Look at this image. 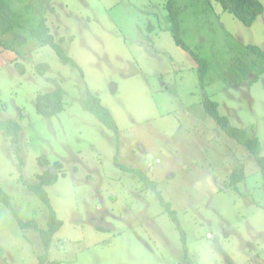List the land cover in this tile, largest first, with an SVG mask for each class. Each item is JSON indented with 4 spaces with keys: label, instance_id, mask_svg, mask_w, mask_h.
Returning a JSON list of instances; mask_svg holds the SVG:
<instances>
[{
    "label": "rangeland",
    "instance_id": "rangeland-1",
    "mask_svg": "<svg viewBox=\"0 0 264 264\" xmlns=\"http://www.w3.org/2000/svg\"><path fill=\"white\" fill-rule=\"evenodd\" d=\"M14 1L24 9L34 2L32 16L46 18L79 67L40 45L28 28L0 36L21 52L0 46V118L22 126L21 154L0 130V185L13 206L0 201V264H37L47 252L41 233L21 222L47 229L49 206L22 178L38 182L55 162L59 178L45 188L64 225L53 237L52 260L264 264L263 173L203 103L208 93L233 125L260 138L264 154V75L236 83L230 72L242 46L264 49V13L247 26L218 3L200 17L196 0H177L182 37L210 60L209 76L216 77L204 88L197 61L171 30L168 0ZM39 63L50 69L38 73ZM58 88L65 110L46 118L37 95ZM88 90L112 111L118 133L86 107ZM241 165L246 178L236 188L231 174Z\"/></svg>",
    "mask_w": 264,
    "mask_h": 264
},
{
    "label": "trees",
    "instance_id": "trees-1",
    "mask_svg": "<svg viewBox=\"0 0 264 264\" xmlns=\"http://www.w3.org/2000/svg\"><path fill=\"white\" fill-rule=\"evenodd\" d=\"M214 3L220 4L225 11L234 14L247 26H252L257 18L264 13V4L260 0H196L195 6L199 7V10L197 11L199 16L204 17L208 13H213L215 11ZM30 5H27L26 9H24L20 5L17 6L14 0H0V36L12 33L18 28H28L30 36L35 38L40 45H51L58 52L61 59L79 67L77 62L67 54L63 45L55 39V36L47 24L46 18H37L36 15L32 16V12H34L32 10L33 6L36 8V5L34 2ZM165 8L168 11L171 30H173L178 44L188 50L198 63L202 86L206 88V86L212 85L215 82L216 77L214 75L209 76L210 70H212L210 60L192 49L182 37L183 21L180 19V14L182 12L181 6L178 4L177 0H168ZM25 22L27 23V26L24 24ZM0 46L5 49L16 51V54L21 55L20 51L9 48V46L3 41H0ZM17 69L21 74L26 73V66L23 62H17ZM49 69V63H39L37 65V72L40 74H45ZM230 72L232 74L231 78L236 83L243 82L249 78L251 74L255 75V78L251 80L252 84L259 81L262 75H264V49L253 44L242 46L235 59V67H231ZM224 79L226 82L228 81V77H225ZM203 103L206 111L213 119H215L219 128L249 150L264 176V154H262V143L260 138L252 135V133L245 128L233 125L228 116L220 113V103L212 99L208 93L206 94ZM85 105L106 127L116 133L120 131L114 114L102 103L100 96L88 90L86 93ZM36 108L38 113L46 118H51L62 113L65 110L63 89L58 88L45 93H39L37 95ZM0 130H2L5 135L11 139L13 144L17 146L16 153L21 154L19 137L22 132V126L14 119L0 118ZM20 158L21 168L23 169L25 164L24 158L22 156H20ZM40 164L42 166L51 165L48 158H40ZM119 164L124 167L123 164ZM53 166L60 169L61 165L59 162H55ZM37 178L39 179L38 182H30L25 178H22V181L29 187V189L38 193V195L49 206V225L47 229H42L37 220H31L27 222L22 221L21 226L24 229L33 228L41 233L42 241L47 252L39 255L37 264H61L58 260L50 259L49 249L54 235L64 225V220L57 217L56 211L51 204L48 191L45 188L47 185H52L57 182L59 175L51 172L50 168H47L43 174H38ZM245 178L246 173L242 165L236 167L231 174L232 184L236 188L238 183L245 180ZM0 201L4 202L11 208L13 207L10 195L5 192L1 185ZM164 204L168 208V211H170L174 220L178 223V226L181 227L175 210L171 208V204L166 201H164ZM4 255V247L0 245V260Z\"/></svg>",
    "mask_w": 264,
    "mask_h": 264
},
{
    "label": "water",
    "instance_id": "water-1",
    "mask_svg": "<svg viewBox=\"0 0 264 264\" xmlns=\"http://www.w3.org/2000/svg\"><path fill=\"white\" fill-rule=\"evenodd\" d=\"M50 170H51V172H56V168H55L54 166H52V167L50 168Z\"/></svg>",
    "mask_w": 264,
    "mask_h": 264
},
{
    "label": "crops",
    "instance_id": "crops-1",
    "mask_svg": "<svg viewBox=\"0 0 264 264\" xmlns=\"http://www.w3.org/2000/svg\"><path fill=\"white\" fill-rule=\"evenodd\" d=\"M17 30H19V29H17ZM17 30H16V31H17ZM16 31H14V32H16ZM14 32H13V33H14ZM11 34H12V33H11ZM7 35L9 36V35H10V33H9V34H7ZM7 35H6V37H8ZM6 37H5V39H6ZM3 42H5V41L3 40ZM5 43H6V42H5ZM1 47H2V46H1ZM2 48H3V47H2ZM5 50H7V49H5Z\"/></svg>",
    "mask_w": 264,
    "mask_h": 264
}]
</instances>
